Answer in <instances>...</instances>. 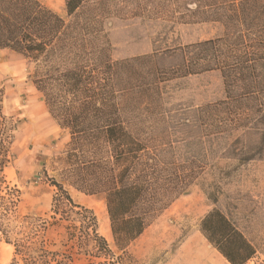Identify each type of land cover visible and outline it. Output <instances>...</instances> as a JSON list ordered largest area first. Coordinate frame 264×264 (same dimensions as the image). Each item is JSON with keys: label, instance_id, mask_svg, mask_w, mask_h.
Instances as JSON below:
<instances>
[{"label": "trees", "instance_id": "trees-1", "mask_svg": "<svg viewBox=\"0 0 264 264\" xmlns=\"http://www.w3.org/2000/svg\"><path fill=\"white\" fill-rule=\"evenodd\" d=\"M65 7L68 20L38 0H0V50L35 62L65 52L74 55V66L58 71L56 78L65 100L50 94L51 79L33 84L46 96L50 114L70 131L65 180L85 195H104L113 246L99 234L95 213L75 203L55 180L53 218L68 224L79 252L101 260L97 264H131L130 245L189 192L205 168L195 159L180 161L174 146L161 144L165 134L150 130L145 136L149 131L126 126L119 93L133 90L136 99L150 98L149 86L142 88L149 76L162 83L218 71L225 98L181 115L194 117L201 139L238 132L233 144L243 142L264 127V0H65ZM113 17L216 21L225 31L215 39L114 63L103 31L104 20ZM136 66L142 68L138 73ZM190 122L185 118L181 126ZM10 128L5 123L0 133L2 181L13 143ZM10 198L1 196L0 236L15 248L13 264H72L68 254L43 247L44 226H35L34 218L24 217L19 229L13 228ZM200 231L230 264H247L256 255L254 245L216 208L202 219Z\"/></svg>", "mask_w": 264, "mask_h": 264}, {"label": "rangeland", "instance_id": "rangeland-1", "mask_svg": "<svg viewBox=\"0 0 264 264\" xmlns=\"http://www.w3.org/2000/svg\"><path fill=\"white\" fill-rule=\"evenodd\" d=\"M38 1L68 20L65 0ZM103 31L110 44L111 60L117 63L151 55L155 50L161 53L215 39L224 34L225 28L216 21L178 23L147 17H113L104 20ZM74 59L72 53L65 52L35 62L12 51H0V133L6 123L13 135L9 162L1 174L4 180H0V216L5 212L1 196L11 195L8 202H13L9 215L13 228L19 229L24 217L34 218L35 226H44L39 241L46 250L68 254L72 264H97L101 260L79 252L68 224L59 222V217L53 218V200L58 190L52 181L62 183L75 203L95 213L99 234L113 246L104 195H85L65 180L70 131L50 114L46 96L33 84L35 79L49 78L50 94L65 100L56 78L58 71L74 66ZM135 70L138 73L142 68L136 66ZM144 82L147 84L142 88L149 86L150 98L136 99L133 90L118 95L125 125L132 130L149 131L145 136H150V130L165 134L166 141L161 144L174 146L180 161L198 160L205 172L186 195L171 204L130 245L131 264H184L182 257L190 241L207 250L210 264H230L200 231L202 219L215 208L254 245L256 255L247 264H264V127L233 144L241 133L201 139L194 117L181 115L183 110L191 112L225 98L218 71L162 83L149 76ZM147 109L150 111L142 112ZM185 118L190 119L189 126H181ZM247 156L253 159L243 161ZM14 259V246L0 236V264H13Z\"/></svg>", "mask_w": 264, "mask_h": 264}, {"label": "bare ground", "instance_id": "bare-ground-1", "mask_svg": "<svg viewBox=\"0 0 264 264\" xmlns=\"http://www.w3.org/2000/svg\"><path fill=\"white\" fill-rule=\"evenodd\" d=\"M182 261L184 264H210V257L206 249L200 247L196 241H190Z\"/></svg>", "mask_w": 264, "mask_h": 264}, {"label": "crops", "instance_id": "crops-1", "mask_svg": "<svg viewBox=\"0 0 264 264\" xmlns=\"http://www.w3.org/2000/svg\"><path fill=\"white\" fill-rule=\"evenodd\" d=\"M0 51H2V50H0ZM9 51V50H8ZM16 54V53H15ZM17 55H19V54H17ZM19 56H21V55H19ZM39 92V91H38Z\"/></svg>", "mask_w": 264, "mask_h": 264}]
</instances>
